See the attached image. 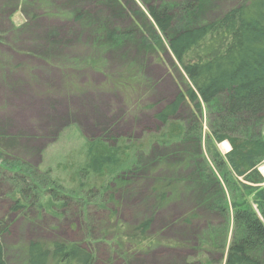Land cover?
Returning <instances> with one entry per match:
<instances>
[{"label": "trees", "instance_id": "obj_1", "mask_svg": "<svg viewBox=\"0 0 264 264\" xmlns=\"http://www.w3.org/2000/svg\"><path fill=\"white\" fill-rule=\"evenodd\" d=\"M177 21L185 27L177 29ZM4 47L10 55L0 53V81L11 79L8 94L32 88L35 94L27 98L51 93L50 79L43 73L51 71L48 67L66 72L65 89L77 91L70 77L80 75L76 73L80 62H103L90 64L99 72L107 62H128L112 71L110 85L117 93L135 97L142 89L148 92L120 111L121 117L130 118L133 107L138 117L147 110L156 123L155 132L139 140L115 139L111 144L108 141L114 138L107 135L88 139L48 178L51 196L45 202L47 198L41 201L38 196L44 190L37 186L34 166L13 151L19 142L32 143L36 136L9 135L7 119L0 116L4 130H0V161L14 167L0 165V171L23 178L10 181L14 191L5 195L9 214L26 217L35 210L39 218L46 213L57 219L75 214L86 237L81 242L58 237L28 241L26 264H96L95 245L100 240L132 264L140 255L173 247L155 226L167 206L182 201L189 204L174 226L200 228L206 223V236L216 233L218 229H210L211 217L222 216L226 224L228 213L213 191L218 182L215 170L222 167L244 191L257 193V211L252 206L235 209L234 240L229 246L226 240L215 244V238L204 242L202 236L179 246L198 251L208 247V254L217 256L215 264L225 253L224 264H264V177L259 170L264 164V138L255 132L249 135L251 124L264 122V0H0V49ZM19 56L43 67H28ZM167 58L175 60L191 82L189 86L182 78L171 97L145 76L147 62ZM37 85H44L45 91H38ZM202 104L213 112L216 143L227 142L231 148L225 156L214 153V168L203 155L201 131L197 134L203 124ZM184 111L195 120L179 122ZM224 113L237 125L230 127ZM193 132L194 144L189 142ZM212 148L209 143L210 154ZM218 193L224 202L220 188ZM132 205L139 214L129 221L124 211ZM10 223L9 218H0V264H8L3 237L10 233ZM111 257L106 264H114Z\"/></svg>", "mask_w": 264, "mask_h": 264}, {"label": "rangeland", "instance_id": "obj_2", "mask_svg": "<svg viewBox=\"0 0 264 264\" xmlns=\"http://www.w3.org/2000/svg\"><path fill=\"white\" fill-rule=\"evenodd\" d=\"M21 20L24 21V14H20ZM19 16V17H20ZM19 17H15L19 21ZM174 26L181 30L185 27V23L175 22ZM1 54L10 55L7 48L0 49ZM76 55V53H73ZM19 59L24 61V64L28 67L42 66L39 62L30 61L28 57L19 56ZM54 63V62H53ZM128 62H107L105 68H100L101 72L90 69L91 65L103 64V62H80L78 66V72L80 75L70 77V83L72 86L78 88L77 91L65 89L67 85L66 72L63 74L58 73L54 69L46 68L43 73L48 76L50 94H44L33 98H27L29 94H35L32 88L26 93L8 94L11 91L7 90V82L0 81V116L7 119L8 125H6V132L9 135L16 133H23L36 138L32 143L25 144L19 142L14 147V152L23 156L24 162H28L34 166L35 179L37 186L42 188L44 192L40 191L39 197L45 202L50 200L51 194H49L47 181L52 175H56L57 166L59 163H64L74 152L80 150L88 139H96L101 136L107 135L112 141H108L111 144H115V139L129 140L134 138L139 140L145 136L155 132L156 123L150 118V114L147 110L143 111V115L138 117L135 113V108L131 107L129 110L130 118L125 117L122 119L120 111L125 109L126 106H131L137 101V97L141 98L143 94H147V89L140 90L137 97L133 95L117 93L112 88L110 82L112 81V71H117L118 67H124ZM91 64V65H90ZM148 69L146 75L148 79H153L158 82V91L162 94L171 97L176 93V88L181 84L182 78L185 84L191 85V82L184 75L181 67L175 60L167 58L165 62H147ZM40 67L42 71L43 68ZM35 72H38L35 69ZM61 76V79L58 77ZM142 77V75H141ZM19 80V78H16ZM176 86H175V85ZM186 87V85H185ZM46 87L43 85H37V90L40 92L45 91ZM26 94L24 98L22 95ZM8 97V98H7ZM64 97V98H63ZM136 98V99H135ZM133 99V100H132ZM202 116L203 122L200 137L203 149V155L207 162L214 168L212 163V156L214 153H218L221 156H225L229 151L225 152L222 148V143L218 144L215 141L214 135L211 132L212 124V110L209 111L207 106L202 104ZM190 112V111H189ZM188 111H184L180 114L178 120L183 124L191 123V117ZM222 112V109H221ZM225 114V113H224ZM230 127L237 125L231 121L227 114L223 115ZM187 122V123H185ZM40 125V127H38ZM252 128L249 130V135L255 132L260 137L264 138V122L262 124H251ZM2 128L0 127V130ZM109 131L107 132V130ZM2 131H4L2 129ZM12 133V134H10ZM18 135V134H17ZM40 136L41 139H38ZM189 142L192 141L194 132L191 133ZM196 136V134H195ZM194 136V137H195ZM120 142V144H121ZM209 143L212 144V152H209ZM194 144V142H193ZM190 145V143H189ZM14 155V154H13ZM20 158V157H18ZM0 165L8 170H14L13 166L5 165L4 161H0ZM261 167H264L262 164ZM5 169H1L4 171ZM215 170V169H214ZM0 171V190L3 193L0 196V218H9L10 233L3 237L5 245V253L8 264H26V246L28 241L36 240H49L51 238H64L73 242H81L85 240L84 233L78 229V224L75 220V214H67L62 219H57L52 215L44 213L43 218H39L35 210L28 213L26 217L15 216L9 214V201L5 195L7 193L12 194L14 186L10 182L17 179L22 181V177L15 175L11 177V173L4 174ZM49 173V175H48ZM217 176V186L215 187L214 196L218 197L220 201L219 205L227 207L228 213L226 216L227 223L224 224L222 216L214 215L211 220L210 229H218V232L210 235L206 233L209 225L201 224L200 228H186L185 226H174L175 219H177L184 208H187L189 202L182 201L176 204H171L165 208L160 214L159 220L156 222V230L162 231L165 242L169 243L168 246L162 247L154 251L153 253L138 256L132 264H187L191 262H202V264H215L217 256H211L208 247L202 248L198 251L197 248L188 247L183 248L179 246L180 243H184L187 240L197 241L199 236H202V241L205 239L215 238V244H219L222 240H226L227 246H229L234 240V216L235 209L238 207L252 206L257 211L255 205L257 193H251L244 191L238 184V181L233 177L230 172L224 167L220 170H215ZM16 174V173H15ZM29 186H32L30 184ZM47 186V187H46ZM218 188L223 191L225 201L221 202V196L218 193ZM25 202V201H24ZM188 203V204H187ZM134 206H127L124 211L127 220L134 221L138 217L139 213H134ZM95 217L98 220L99 215L96 213ZM94 218V215H93ZM225 219V218H224ZM83 220L81 219V222ZM95 222V221H94ZM101 224V221L98 222ZM105 225V222H103ZM76 225V227H75ZM75 227V230L73 229ZM195 228V229H194ZM100 234V232H98ZM194 236V237H193ZM197 236V237H196ZM206 236V237H205ZM196 237V238H195ZM99 241V240H98ZM101 244H100V243ZM97 248V262L96 264H106L108 259L114 260V264H126L124 257L114 255V249L107 242L99 241ZM175 246V247H174ZM185 246V245H184ZM207 249V251H205ZM111 253V254H110ZM222 257V256H221ZM226 253L223 258H220L218 264H224ZM213 261L211 263L210 261Z\"/></svg>", "mask_w": 264, "mask_h": 264}, {"label": "bare ground", "instance_id": "obj_3", "mask_svg": "<svg viewBox=\"0 0 264 264\" xmlns=\"http://www.w3.org/2000/svg\"><path fill=\"white\" fill-rule=\"evenodd\" d=\"M222 148H223V151L227 152V151H229L230 146L227 142H224V143H222ZM260 170H261L262 174L264 175V167H261Z\"/></svg>", "mask_w": 264, "mask_h": 264}]
</instances>
